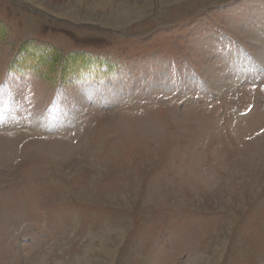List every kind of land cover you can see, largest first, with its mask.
<instances>
[{"label":"rangeland","instance_id":"rangeland-1","mask_svg":"<svg viewBox=\"0 0 264 264\" xmlns=\"http://www.w3.org/2000/svg\"><path fill=\"white\" fill-rule=\"evenodd\" d=\"M0 264H264V0H0Z\"/></svg>","mask_w":264,"mask_h":264},{"label":"trees","instance_id":"trees-1","mask_svg":"<svg viewBox=\"0 0 264 264\" xmlns=\"http://www.w3.org/2000/svg\"><path fill=\"white\" fill-rule=\"evenodd\" d=\"M25 48H27V47H26V46H25V47L23 46V47L21 48V51H23Z\"/></svg>","mask_w":264,"mask_h":264}]
</instances>
